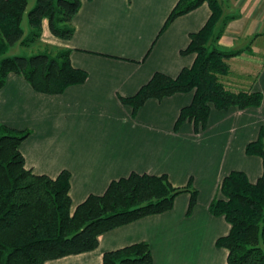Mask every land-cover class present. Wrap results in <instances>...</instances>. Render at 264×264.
<instances>
[{"label":"crops","instance_id":"obj_1","mask_svg":"<svg viewBox=\"0 0 264 264\" xmlns=\"http://www.w3.org/2000/svg\"><path fill=\"white\" fill-rule=\"evenodd\" d=\"M177 1L80 0L70 39L53 37L46 21L42 35L55 54L69 51L71 65L86 71L85 83L48 96L9 74L0 89V125L30 132L19 149L34 173H70L72 207L131 172L165 174L174 187L191 180L198 192L190 214L189 196L181 194L169 212L100 235L91 252L45 264H101L104 253L139 242L150 246L152 264H227V251L215 242L228 234L229 225L213 217L209 205L231 171L244 172L251 182L262 174L260 158L246 156L244 149L264 127V0H220L224 16L234 18L215 44L226 51L244 50L228 60L230 74L224 82L236 90L260 92L262 104L243 111L212 110L206 130L198 135L187 123L173 132L192 93L149 100L135 116L118 100L135 94L155 72L175 77L192 65L195 55L180 53L210 11L204 3L159 34ZM250 58L260 61L253 70H234L236 60Z\"/></svg>","mask_w":264,"mask_h":264},{"label":"trees","instance_id":"obj_2","mask_svg":"<svg viewBox=\"0 0 264 264\" xmlns=\"http://www.w3.org/2000/svg\"><path fill=\"white\" fill-rule=\"evenodd\" d=\"M28 2L0 0V89L9 74L22 78L35 93L48 96L61 95L67 88L85 83L86 71L71 65L68 50L55 55L44 51L29 57L8 56L10 48L18 43L26 47L34 44L44 21L55 38L68 40L74 34L71 21L80 0H36L27 13L30 31L25 36L21 20ZM204 3L209 18L199 31L189 35L180 53L194 54L192 65L175 77L155 72L132 96H118L132 116L149 100L192 93L190 104L179 111L173 132L187 123L198 135L206 130L212 110L243 111L261 106L260 92L236 90L224 82L230 74L228 60L244 50L226 51L215 45L227 22L234 18L224 16L220 0H178L159 34L176 18ZM29 135L28 130L0 125V264H45L91 252L98 247L100 235L169 212L181 194L189 196L187 214L196 205L198 192L191 180L184 187H174L165 174L131 172L112 180L102 194H90L72 207L68 171L49 177L26 167L19 147ZM244 153L260 158L262 174L251 182L244 172L228 173L220 182L218 197L209 205V213L229 225L228 234L215 242L216 247L227 251V264H264V127L246 145ZM152 261L150 246L139 242L104 253L101 264Z\"/></svg>","mask_w":264,"mask_h":264},{"label":"rangeland","instance_id":"obj_3","mask_svg":"<svg viewBox=\"0 0 264 264\" xmlns=\"http://www.w3.org/2000/svg\"><path fill=\"white\" fill-rule=\"evenodd\" d=\"M35 2L36 0H29L26 11L22 16L21 27L25 32V36L30 31L27 21V13L34 6ZM45 39L46 37L42 35L41 32L40 38L34 44L26 47L18 43L14 45L12 48H10L8 52V56L29 57L44 51H47L50 55H55V50H54L55 48L50 43L45 41ZM258 62L260 61L256 60V63H254V60H252L251 58L249 60L238 59L232 65L235 71H237L239 74H244V73H248V71L250 70H253L255 68L254 64H257Z\"/></svg>","mask_w":264,"mask_h":264}]
</instances>
